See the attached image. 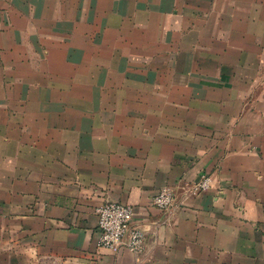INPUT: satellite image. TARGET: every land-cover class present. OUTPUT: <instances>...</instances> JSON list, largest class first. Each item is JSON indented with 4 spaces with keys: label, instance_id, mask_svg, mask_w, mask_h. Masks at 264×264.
Instances as JSON below:
<instances>
[{
    "label": "crops",
    "instance_id": "obj_1",
    "mask_svg": "<svg viewBox=\"0 0 264 264\" xmlns=\"http://www.w3.org/2000/svg\"><path fill=\"white\" fill-rule=\"evenodd\" d=\"M142 3L0 0V264H264V0ZM148 3L143 71L78 80L96 28ZM105 201L132 206L140 251L98 245Z\"/></svg>",
    "mask_w": 264,
    "mask_h": 264
},
{
    "label": "rangeland",
    "instance_id": "obj_2",
    "mask_svg": "<svg viewBox=\"0 0 264 264\" xmlns=\"http://www.w3.org/2000/svg\"><path fill=\"white\" fill-rule=\"evenodd\" d=\"M127 1V14L128 17H132L133 15L130 11L132 7H138V9H140L145 5L142 2L150 0H143L141 2L139 0ZM153 13L154 11L150 3L145 6V10L138 12L137 15L140 17H138L135 22L139 24L138 28L142 29L140 35H131L129 28L135 23L131 19L128 20V24L126 23L125 26L121 27V33H116V38H114L112 32L105 33L103 27L96 28V32H99L95 34V39H100L99 41L103 42V47L93 51L85 49L81 59L77 57L76 60L71 59L79 63L77 71H74L78 80H82L80 78L92 75L95 77L92 80L96 86V90L102 88L103 82H105L107 88L111 90L123 75L138 74L142 72L143 68L136 64L145 58H149L150 53L155 51L152 46L159 45L158 47H160L162 42V37L153 33L155 29L151 23L152 20L147 17L148 15H153ZM114 21L117 23L116 20ZM111 24L113 29H118V26L113 24V20L111 21ZM118 34H121V40H119L120 38ZM124 40L129 44H125ZM95 42L96 41L94 40V43ZM94 46H97V42ZM139 52L145 53V55L141 56ZM101 77H104V79H98Z\"/></svg>",
    "mask_w": 264,
    "mask_h": 264
},
{
    "label": "built area",
    "instance_id": "obj_3",
    "mask_svg": "<svg viewBox=\"0 0 264 264\" xmlns=\"http://www.w3.org/2000/svg\"><path fill=\"white\" fill-rule=\"evenodd\" d=\"M211 184V176L202 174L200 179L190 187L192 194L207 189ZM153 203L164 210L175 208L174 196L169 186H163L153 196ZM97 214L98 245L117 250L124 245L133 252L142 249L144 231L134 224L132 206L117 202L105 201L95 208Z\"/></svg>",
    "mask_w": 264,
    "mask_h": 264
}]
</instances>
